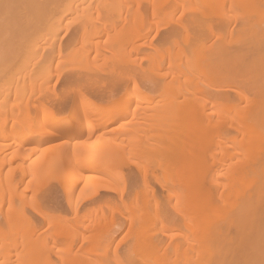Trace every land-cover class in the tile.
<instances>
[{
    "label": "bare ground",
    "instance_id": "1",
    "mask_svg": "<svg viewBox=\"0 0 264 264\" xmlns=\"http://www.w3.org/2000/svg\"><path fill=\"white\" fill-rule=\"evenodd\" d=\"M143 4H149L153 17L164 23L157 22V31L164 30L161 26L166 28L177 14L184 19L170 25L163 36L157 32L161 44L149 56L146 69L138 67L132 52L129 64L120 57L118 62L133 74V84L115 100L97 105L80 91L66 114L57 108L41 109L38 116L36 110L30 112L28 99L22 105L25 108L17 103L24 110L12 109L18 100L23 103L20 97L26 91L19 88L32 75V67L42 65L46 57L54 61L45 44L57 38L62 24L77 19L80 37L59 48L57 68H77L89 60L103 36L112 37L117 51L126 46L135 49L144 38L145 20L143 16L136 19ZM79 43L84 46L72 53ZM52 45L46 46L51 49ZM2 65L0 153L8 150L11 158L8 162L9 155L5 152L3 160L5 155L0 154L4 162L0 161V170L6 163L10 169L15 164L23 175L31 156L59 161L71 145H81L82 139L88 142L132 111L137 119L143 115L152 119L146 114L153 100L167 98L169 104L162 111L166 134H160L159 123L149 125L144 133L156 147L153 153L166 161L159 185L163 200L175 214L165 213L157 224L159 215L151 212V191H134L126 209V236L131 242L116 261L109 252L113 240L106 244L114 222H96L103 241L100 237L92 242L85 235L87 216L80 217L78 207L74 219H55L44 202H33L38 193L30 183L23 190L10 185L6 191L0 184V264H264V0H0ZM137 67L144 74L138 71L141 76L137 75ZM168 78L173 81L167 82ZM80 83L78 88H83ZM159 83L157 91L146 89ZM143 85L148 87L144 90ZM140 141L133 138L131 144ZM114 150L109 154L112 160L122 156L121 149ZM84 159L55 172L66 194L71 195L82 181L85 191L92 189L97 176L91 174L101 176L105 184L127 174L125 170L107 173L111 169L104 163ZM50 201L45 205H51Z\"/></svg>",
    "mask_w": 264,
    "mask_h": 264
},
{
    "label": "rangeland",
    "instance_id": "2",
    "mask_svg": "<svg viewBox=\"0 0 264 264\" xmlns=\"http://www.w3.org/2000/svg\"><path fill=\"white\" fill-rule=\"evenodd\" d=\"M146 5L143 4L141 7H139L140 10L138 12V15L136 16V19L137 18L141 19V17L143 16L142 18H144L145 20L143 27H145V29L143 31L144 33L141 34V37L144 38L139 42H137V44L135 45V49H133L130 46H126L125 49L123 48L121 51H117L115 50L116 48L114 44L115 42L111 41L113 40L112 37L103 36L102 38L97 40L98 48L96 47L95 50L91 53L89 60L84 62V64L82 65L83 67L78 66L77 67L78 69L76 67H72L71 65H63L59 68V70L57 68V60H58L57 55L59 48L64 49L65 46H68L67 44H70L71 40H72L71 43H74L76 40H78V37H80V33L76 31V29L79 26V22L77 19L71 20L70 24H68L67 23L68 21H66L64 23V25L66 24L65 26H63L62 24L61 25L62 27L60 26V28L58 29L59 32L57 38H54L55 43H53L54 41L52 42L50 40L53 43L52 45V43H50V41L48 40L49 43L45 44V48L48 54L51 53L50 56L52 55V57H54V61H51L53 58L51 59V57L50 58L46 57L40 61L42 65L38 64L37 67H32V69H34L32 75L27 76L26 82L21 83V86L19 88V90L22 92L26 91L24 97L23 96L20 97L23 99V103L22 101H20L21 99L18 100L19 102H16L15 100L16 103H14L13 101L14 105L12 104L11 106L12 109L16 108L15 106H17V103L19 104L20 102L21 103L18 106L25 108L26 105L24 106L22 105L26 103L25 100L28 99L27 103L28 101L31 102L27 105L29 109H31L30 112L35 113L34 111L36 110V113H39L38 116H41L40 115L41 109L42 111L45 110L48 111L47 109L55 110L57 108L56 110H62V112L66 114L70 110L69 108L71 106L70 101H72L73 96L79 93L80 91H83L88 96L91 102L98 103L97 105L103 104L106 101L115 100L117 95L123 93L127 86L133 84L132 82L133 74L130 73L124 65L118 62L120 57H123L125 61L129 64L130 57L128 54L132 52L133 54L132 57H134L133 59H135L134 60L135 63L137 61L138 67L142 69L141 66H144L149 63V56L152 53H154L153 52L154 48H156V46L157 47L160 46L161 44L160 41L162 40V37L160 35L164 34L165 30L168 29L170 25L176 26V23H179L181 18H182L181 20L184 19L183 17L180 16L182 13L175 15L172 22H170V24L167 25L166 28L165 25L164 27L161 26V28H163L164 30L160 29L161 30L160 33V30L159 31L156 30L157 22H160L162 25L164 23L157 18L155 19L153 17L152 8L150 7L149 4ZM144 15L146 17H144ZM151 26L153 28L151 29L152 31L148 30L149 28H151ZM149 32L150 34H148ZM157 32L160 35H158ZM74 33L77 38L74 36ZM76 33H79L78 36L76 35ZM73 36L74 38H72ZM95 42H90V43L91 45H93V43L95 44ZM48 44H50L49 48L52 45L51 49L47 47ZM87 45L90 44L87 43L86 46ZM83 46L84 45L80 43L76 44L72 49V53L74 54L77 53L78 52L77 50H79ZM131 49H133V51H131ZM39 53L40 55H42L43 51ZM2 66H0V74H1V70L3 71L5 68V66L4 67ZM80 67H82L81 71L79 70ZM138 67H137L138 69L137 72L140 71L141 74H144V72H142V70H140ZM146 67L147 66H144L145 69ZM111 68H113L112 70H114L113 73H110L112 72ZM83 69L87 73L83 72ZM140 73L138 72L137 75H139ZM48 74H51L52 76L48 80H43ZM141 74L139 76H141ZM31 76H32V80H29L28 78ZM78 78L80 81L78 80ZM82 80L83 83H80L82 82ZM87 80L91 81L92 84L91 82L88 83ZM171 80L172 78H168L167 82L168 81L171 82ZM85 81L88 83L86 87H85V83H86ZM180 81L183 80L181 79ZM79 83L84 84L83 87L84 89L82 88V85H80V88H78L79 86L77 85H79ZM89 85H93V86L89 87ZM159 85L160 83L155 87L149 85V88H146L148 87L147 85H143L144 88L141 86V89L143 88L145 90V88L146 89L151 88L150 91L152 90L157 91L161 87ZM182 96L183 95H181V97ZM182 99L183 98H180V101ZM60 102L62 103L63 107L61 106ZM11 103L12 101L10 102V104ZM68 103L70 105H68ZM153 104H154L152 105L153 107L151 106L149 112L146 114V115H152V119L146 120V118L145 119L143 118L145 117L144 115L141 117L137 116L138 117L137 119L132 114L133 113L132 111L130 114L120 118L114 124H111L110 127L108 126L107 128H104V130H100L96 132L95 133L96 135L94 134L93 138L88 140V142L87 140L84 142V139H82L81 141H83L84 143L80 142L81 145L79 143H78L79 145L78 144L71 145L69 151L63 154L59 161L58 159L57 160L52 159L53 157H46L41 155L39 156V154L31 156L27 160V162H25V164H27L26 166L27 168L24 175L20 169L15 168L16 167L15 164L12 167L15 168V170L13 169L12 171L11 170L12 168L11 169L8 168L10 166H8L9 164H7L6 162L11 158L10 152H8V150L4 151V153L1 152L0 154H3V156L5 155L4 157L0 155V158L3 157V160L6 157L5 152L9 155L7 156L8 159L6 158L7 161L5 160L6 163L5 166H3V168L0 170V184L2 185L3 190L5 189L6 191L7 187H9L10 185H17L21 190H23L30 183L29 185L31 186V189H35L38 193L37 197L33 200V202L34 201L40 202V204H43L44 202L45 208L47 207H48L47 209L50 208V211L55 217V219H57L56 217H58V219L61 217L74 219V212L76 211V207H78V214L80 215V217H82L83 215L87 216L86 217L87 221L84 222V224L89 228H88V232L87 229H85L87 232V233L85 232V235L92 242L93 241L96 242L100 240L101 237L100 236L101 232L98 233V231L95 228L96 222L97 223L98 221L104 222L105 220L108 222L112 221V223L114 222L115 225L113 226L111 224L112 225L110 226L111 230H109L110 234L109 233L107 234L109 238L106 237L107 242L106 240L105 242L107 244L108 241L111 242L113 240L112 243H110L111 249L109 248V252L112 253L114 260L116 261L120 260V256L123 254L126 247H128L129 242H131L129 241L130 237L128 238L127 237L128 235L126 236V233L128 231V222H129L128 220L129 212L126 209L128 208L127 206L131 204L136 190H139L141 188L142 189L148 188L151 191V212L153 215H156L158 213L157 215H159L158 216L159 220L157 224L160 225L159 222L161 220H164L163 217L165 213H167L168 215L175 214L172 207L168 206L165 200H163L164 198L162 197L161 187L159 185L160 181H162V174L166 169V161L162 156H158L153 153L154 151H156V147L152 144L153 143L152 139L149 138L146 139L147 136L144 133V129L148 128L149 125L159 123L160 134L162 136L166 134L163 131L164 118L162 111L168 106L169 103L167 98H159V99L157 98L153 100ZM133 105L135 106L136 104ZM20 107H18L19 111L21 109L24 110L23 108ZM63 110H65L66 112ZM13 111L16 112L15 110ZM130 120H133V123L135 125L134 124L131 125L132 121ZM126 122H130V124L123 125ZM137 122L138 125H136ZM121 126H123L122 129ZM118 127L120 128L118 129ZM84 135L87 136L88 135L87 132H85ZM137 137L141 141L133 146L131 144V140ZM117 148L122 150V156L118 159L112 160L111 159L112 157L110 158L112 154L111 150H113L114 152L115 151L114 149ZM83 157H85V159H91V158L96 159L99 160V162L104 163L105 167L108 168L110 167L109 169H111L107 173L113 174L118 171L122 172L121 170H125L123 171V173L126 172L127 174L119 178L118 181L116 182L105 184L103 180L100 178L101 176H98L96 173H95L96 175L91 174L92 170H89L91 171L89 174H91L92 176H97L94 177L95 180L94 179L92 180V182L94 183L92 189H88V191H85L86 182L82 181V183H80V185L77 187L78 190L77 188L76 190H73L74 194L73 193L71 195L66 194L65 191L62 189L63 183L62 181H60V178L57 175H55V172L63 171V169H65V166L67 164L79 161V159L80 162L83 161L84 159ZM9 170H11V172H9ZM93 170L97 171L96 168H94ZM34 179L36 183L33 182L31 183V180L34 181ZM100 185L107 186L109 187V189L103 188L102 186L99 187ZM94 188H96V191L93 190ZM110 188L111 190L112 189L113 190L111 191ZM104 189L108 190L109 192L104 191ZM92 191L93 192L95 191L94 196L91 194ZM140 192L145 193L146 191L143 190ZM48 193L49 196L48 195L45 196V194ZM49 197L52 199H50ZM46 199L47 201L52 200L50 201L51 205H45L46 203L49 204V202H47ZM156 200L158 201L157 205H156ZM89 205L91 206V208ZM93 206L95 207V210ZM57 248H60V245H57L54 248L56 252H58Z\"/></svg>",
    "mask_w": 264,
    "mask_h": 264
}]
</instances>
